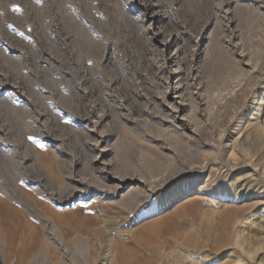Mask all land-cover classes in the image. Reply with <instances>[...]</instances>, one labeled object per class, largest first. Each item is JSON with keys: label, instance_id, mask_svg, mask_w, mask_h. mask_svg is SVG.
I'll return each mask as SVG.
<instances>
[{"label": "rangeland", "instance_id": "1", "mask_svg": "<svg viewBox=\"0 0 264 264\" xmlns=\"http://www.w3.org/2000/svg\"><path fill=\"white\" fill-rule=\"evenodd\" d=\"M263 99L264 0H0V264H264Z\"/></svg>", "mask_w": 264, "mask_h": 264}, {"label": "bare ground", "instance_id": "2", "mask_svg": "<svg viewBox=\"0 0 264 264\" xmlns=\"http://www.w3.org/2000/svg\"><path fill=\"white\" fill-rule=\"evenodd\" d=\"M262 104H264V99L261 101ZM238 139V138H237ZM233 154V153H231ZM230 154V155H231ZM232 157V156H231ZM183 182V181H182ZM181 182H179V185L176 186L172 191H170L165 200L159 205V208H160V211H164L166 210L167 208H169V206L175 201L177 200L180 196H181V191L178 190L179 187H181ZM243 189V185H242V182L238 183L235 185V188H234V194L230 195V199L232 202H237V201H242L244 199H246L247 197L249 196H255L256 194L254 193H251V194H247V195H242L240 194V192L242 191ZM262 193V191H261ZM264 193V192H263ZM1 200V199H0Z\"/></svg>", "mask_w": 264, "mask_h": 264}, {"label": "snow or ice", "instance_id": "3", "mask_svg": "<svg viewBox=\"0 0 264 264\" xmlns=\"http://www.w3.org/2000/svg\"><path fill=\"white\" fill-rule=\"evenodd\" d=\"M17 10H19V9H17Z\"/></svg>", "mask_w": 264, "mask_h": 264}]
</instances>
